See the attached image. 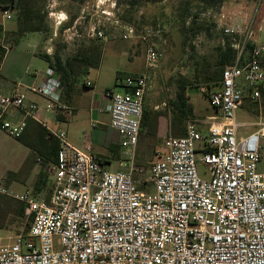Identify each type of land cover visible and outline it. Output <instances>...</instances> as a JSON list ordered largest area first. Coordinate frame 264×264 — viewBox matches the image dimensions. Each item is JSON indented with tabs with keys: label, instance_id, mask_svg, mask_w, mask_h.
<instances>
[{
	"label": "built area",
	"instance_id": "obj_1",
	"mask_svg": "<svg viewBox=\"0 0 264 264\" xmlns=\"http://www.w3.org/2000/svg\"><path fill=\"white\" fill-rule=\"evenodd\" d=\"M119 4L120 0L86 2L79 20L64 29L65 41L81 37L83 26L90 39L100 41L110 40L117 30L123 40L144 43L146 64L155 67L163 57L153 41L159 26L124 22L117 14ZM55 7L53 0L50 8ZM261 7L260 2L257 11ZM49 15L57 37L69 16L52 10ZM243 16L242 9L235 16L222 12L217 22L237 51L234 64L222 71L219 88L202 90L218 115L208 118L206 131L190 121L185 136L168 137L167 151L148 170L135 165V151L149 73L122 79L123 93L106 92L112 102L110 126L129 150V161L121 170L104 166L90 136L85 135L78 147L65 131L49 129L59 144L57 160L48 163L53 194L47 200L1 191L25 206L31 227L27 236L0 245V264H264V172L259 171L264 122L243 134L247 126L237 115L247 95L253 102L262 98L264 45H256L252 53L247 46L263 32L264 24L258 23V12ZM4 17L12 20L14 14L4 10ZM84 83L92 86L88 80ZM31 90L46 99V110H66L54 70H48L42 86ZM39 109L38 103H27L25 93L7 95L0 89V136L21 138L27 120L40 121ZM12 110L22 112L24 120L8 119ZM199 163L206 168L204 176Z\"/></svg>",
	"mask_w": 264,
	"mask_h": 264
},
{
	"label": "rangeland",
	"instance_id": "obj_2",
	"mask_svg": "<svg viewBox=\"0 0 264 264\" xmlns=\"http://www.w3.org/2000/svg\"><path fill=\"white\" fill-rule=\"evenodd\" d=\"M186 1L165 0L160 3L140 2L132 4L130 0H120L117 14L121 20L137 26H155L157 28L159 26V33L153 37V41L162 52L163 57L155 67H148L145 59L146 46L144 43L139 39L123 40L119 31L111 32L110 40L99 41L103 50L100 68L91 70L77 84V93L73 97V104L77 109H80L78 117H76L77 114H74L75 116H69L68 121H57L56 114L52 113L50 119L46 122L47 125L55 131H65L69 141L75 145L81 142L85 135L90 136V139L93 136H99L93 131L89 113L91 103L98 99V96L93 93L95 92L101 96L105 95L108 90L115 93H123L124 89L119 85L122 79L128 76L149 73L150 83L146 95V103H148L149 109L155 108L156 112L161 114L162 117H166V114L170 115L171 106L169 101L176 99L177 93L181 89L180 86L186 84L189 86L187 89L190 98L189 103L193 107L191 121H194L199 130L206 131L208 127L207 118L213 116L216 111L212 107L207 94L203 93L202 90L204 88L214 90L218 89L219 86L206 84L204 82V74L207 69L218 68V48L222 47L228 39L224 36L217 23L219 15L223 12L229 16H235L242 9L244 11L243 17L251 18L258 12V16H256L258 23L263 25L264 0H222L220 5L217 4L219 7L215 4V6H209L208 8L194 0H189V5ZM52 2L53 0H42L41 3L44 12L47 13L46 21L49 26L54 25L53 19L49 15L51 10L54 12L65 11L69 13V21L71 18H75L74 22L77 21L80 17L81 6L85 0H55L57 5L54 9L50 8ZM260 2L262 7L257 11V6ZM190 13L191 15L197 14L198 21L193 24L192 16L190 15L191 18L187 19L185 30H181V23H179L177 16L179 14L188 16ZM198 25H204L209 30H197ZM80 32L82 33L81 37L75 38L72 42L65 41L63 37L64 43L68 46L63 53L64 59L74 56L82 44L86 47L89 45L90 38L87 36L85 26L81 27ZM57 34L59 36V31ZM253 43L258 46L264 45V30L256 34ZM4 44L10 50L11 46L6 41ZM36 58L42 62V66L45 67L44 71H46L48 69L46 66L47 62L38 55ZM27 66L30 67L31 71H36V68H38V66L30 64ZM86 80L90 81L94 87L88 88L84 85ZM239 82L244 87L246 86L244 79ZM245 101V105L237 114L238 120L247 126V128L242 129L243 134L253 132L258 128L260 122H264V98H261L257 103H253L249 99ZM155 117L157 116L154 114L153 120L156 119ZM98 127L106 132L107 136L113 135L112 131L109 132L106 128ZM147 132L145 131L141 134L139 145L135 151V165L142 166L146 170L158 160L160 155L167 151L165 146L166 139L174 136L169 130H159V128L156 136ZM261 143L262 161L259 165V171L264 172V138ZM94 148V153L104 163V166L111 171L121 170L124 168L121 163L124 164L129 161V156H125V153L129 150L123 148L122 145L115 152L107 150L98 142H94ZM39 158L35 150L25 145L21 140L1 135L0 192L6 190L7 192L17 193L5 183L4 179L10 175L12 176L13 173L23 177L22 172L27 168L40 167L39 174L40 178H42L41 180H43L42 174H45V164L42 160L40 162ZM198 170L204 176L206 168L202 163L198 164ZM49 176L53 181L54 176L52 173ZM145 177L147 175L142 176L141 179ZM52 187L51 181L48 180L45 187L47 197L51 195ZM21 206L16 200L0 194V225L7 224V226L14 225L15 227L14 233L11 235L0 229V245L10 243L8 237H14V235L18 234L22 236L28 235L30 220L25 219L21 214L17 218L11 215H4L5 210L22 212L23 207Z\"/></svg>",
	"mask_w": 264,
	"mask_h": 264
},
{
	"label": "crops",
	"instance_id": "obj_3",
	"mask_svg": "<svg viewBox=\"0 0 264 264\" xmlns=\"http://www.w3.org/2000/svg\"><path fill=\"white\" fill-rule=\"evenodd\" d=\"M88 1H91V0H86L84 4ZM84 4L81 6V9L84 6ZM61 12H65V11H61ZM65 13L67 15L69 14L67 12ZM80 13H81V10H80ZM13 14H14V18L12 20H7L4 17V10L0 9V26L3 29L2 33L0 34V42L4 46H7L4 44V42L6 41L7 44L11 46L10 50H8L7 48L6 56L1 62L0 89L4 94H7V95L12 94L16 91L20 93H25L27 95L28 104L30 103L39 104L40 109L38 112V118L40 121L31 120V119H30L31 121L27 120V128L24 132L27 137L30 134H32L33 130H37L39 126L44 127L46 130H48L49 134H51L49 129L50 130H54V129L49 127L46 122L50 119L51 117L50 115L52 113L56 114L55 117L57 121H68L69 116L70 115L75 116L74 114H77L76 117H78L80 109H77L73 104V97L77 93V89L69 103L63 102L61 99V104L64 106V108H66V110H61L59 112H56V111L52 112V111L46 110V103H47L46 99L33 93L31 88L42 86L48 79L47 71L50 68H49L48 62L44 59V55H48V56L53 55V52H54L53 43L55 44V41L58 38V36L55 37L56 26L50 25L49 26L50 31L48 32H29V33H25L22 36H15L14 33L18 29V25L15 20V13L13 12ZM37 55L47 62L46 66L48 67V69L46 71H44L45 67L42 66V62L37 60L36 58ZM28 64L38 66V68H36L37 70L31 71L30 67L27 66ZM93 87L94 85L92 84V86L88 88H93ZM93 94L98 96V99L96 101H93L90 105V108H89V113L91 115L90 120L92 123V128H93L94 133L99 135L97 137L93 136L91 139L93 150L95 149L94 142H98V144L105 147L107 150H110V151L114 150L115 152L119 148V146H121L120 143L122 139L120 135L115 130H113L110 126L111 115L108 110V107L111 105L112 102L109 98L106 97V94L102 96L97 95L95 92ZM246 99H249L250 101H252L247 95L244 99V103L246 102L245 101ZM215 111H216L215 114L208 118H212L218 115V111L216 109ZM7 117L8 119L14 122L24 120L23 113L18 110H12L8 114ZM41 121L47 127L42 125ZM169 125H170V117H161L159 119V124H158L159 130H162V129L169 130ZM98 126L102 128H106L107 131L109 132L112 131L113 135L107 136L106 132H104ZM83 141H84V137H83V140H81V142H79L77 145L75 144L74 145L78 147H82ZM35 152L37 153L39 157L43 158L39 152L37 151ZM125 156H127V152L125 153ZM50 162H53V161L45 160L43 162L45 164L44 166L45 174H42L43 180H41L42 178H40V174H39L40 167L38 168L31 167L29 168L30 170L27 168L26 170L22 172L23 177L19 176L16 173H13L12 176L10 175L9 177H6L4 179L5 183H7L10 188L14 189L15 192H17L15 194L28 193V194H31V196H33L36 199H50L54 190H52L51 195L47 197L46 195L47 192L45 189V187L47 186L48 180L51 181L53 185L52 189H54V180L52 181L49 176V174L51 173L49 171L48 163ZM124 164L121 163L122 166ZM0 194L3 196L9 197L7 195H4L1 192ZM10 199H14V198L10 197ZM16 202L19 203V206L22 205L21 207H23V211L22 212H18V211L12 212V211L5 210L4 215L5 216L11 215L12 217L17 218L19 214H21L23 215L25 219H28L25 213L24 205L17 200ZM14 228H15L14 225H11V226H7V224L0 225V229L5 230L8 233V235H11L12 233H14L13 232ZM18 235H14V237H8V239L11 242Z\"/></svg>",
	"mask_w": 264,
	"mask_h": 264
},
{
	"label": "trees",
	"instance_id": "obj_4",
	"mask_svg": "<svg viewBox=\"0 0 264 264\" xmlns=\"http://www.w3.org/2000/svg\"><path fill=\"white\" fill-rule=\"evenodd\" d=\"M86 1V0H85ZM134 3H160L165 0H130ZM198 4L204 5L208 8L209 6L219 7L222 0H194ZM188 5L189 0L186 1ZM42 0H0L1 10H10L15 13V20L18 25L17 31L14 33L15 36H22L29 32H48L50 31L49 24L47 23V13L44 12L41 6ZM218 4V5H217ZM188 16L178 15V21L181 23L180 29L185 30L187 19L192 16V23L195 24L198 21V15L194 14ZM75 18L62 26L59 30V36L54 44V53L52 56L44 55V59L48 62L49 68L54 70L60 77V85L62 88V101L69 103L72 99L79 81L89 74L91 70H97L100 68L103 57L102 45L100 40L90 39L89 45L86 47L84 44L78 48L76 54L72 57L63 58V53L67 49V44L64 43L63 31L66 27H71L74 23ZM209 30L204 25H198L197 30ZM189 30V29H188ZM3 29L0 26V34ZM227 41L224 42L222 47L218 48V58L216 69L210 68L204 74V82L208 85L214 84L217 86L220 84L222 79V71L230 65H233L237 51L232 47L231 40L226 36ZM256 45L249 43L247 51L252 53ZM7 53V49L0 42V62L3 61ZM261 63L264 65V56L261 59ZM85 85V83H84ZM180 91L177 93V98L170 100L171 116L166 114V117L170 116L169 131L173 133L174 137H183L187 132V125L193 116V107L189 103V96L187 93L188 85L182 84ZM262 98H264V90L262 91ZM257 103V102H253ZM148 103L145 100L144 114L141 124V134L148 131L150 135H157L159 119L162 117L155 110L149 109ZM154 114L156 119L153 120ZM59 117V116H58ZM31 121V120H29ZM153 121V123H152ZM155 123V124H154ZM25 145L31 149L39 152L45 160L56 161L59 149L57 139H55L48 130L44 127H40L37 130H33L32 134L28 137L25 133L19 139ZM114 152V150L112 151ZM100 160V159H99ZM101 161V160H100ZM102 162V161H101ZM103 163V162H102ZM104 164V163H103ZM49 200V199H47ZM25 208V206H24ZM31 227V223H30ZM30 231V230H29ZM29 233V232H28Z\"/></svg>",
	"mask_w": 264,
	"mask_h": 264
}]
</instances>
